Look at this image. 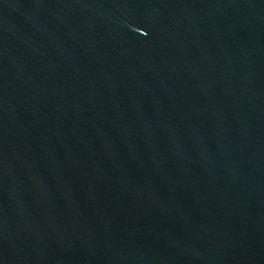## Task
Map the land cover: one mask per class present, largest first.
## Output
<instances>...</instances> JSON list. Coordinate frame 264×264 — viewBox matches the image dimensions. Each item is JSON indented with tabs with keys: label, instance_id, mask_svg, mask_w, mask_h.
Wrapping results in <instances>:
<instances>
[{
	"label": "water",
	"instance_id": "1",
	"mask_svg": "<svg viewBox=\"0 0 264 264\" xmlns=\"http://www.w3.org/2000/svg\"><path fill=\"white\" fill-rule=\"evenodd\" d=\"M0 264H264V0H0Z\"/></svg>",
	"mask_w": 264,
	"mask_h": 264
}]
</instances>
